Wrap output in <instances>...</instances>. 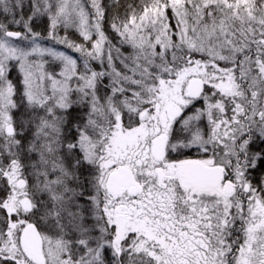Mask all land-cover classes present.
<instances>
[{
    "label": "snow or ice",
    "instance_id": "1",
    "mask_svg": "<svg viewBox=\"0 0 264 264\" xmlns=\"http://www.w3.org/2000/svg\"><path fill=\"white\" fill-rule=\"evenodd\" d=\"M0 264H264V0H0Z\"/></svg>",
    "mask_w": 264,
    "mask_h": 264
}]
</instances>
